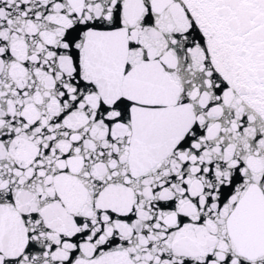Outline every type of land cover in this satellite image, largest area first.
<instances>
[{
    "label": "snow or ice",
    "instance_id": "snow-or-ice-1",
    "mask_svg": "<svg viewBox=\"0 0 264 264\" xmlns=\"http://www.w3.org/2000/svg\"><path fill=\"white\" fill-rule=\"evenodd\" d=\"M0 264H264V0H0Z\"/></svg>",
    "mask_w": 264,
    "mask_h": 264
}]
</instances>
